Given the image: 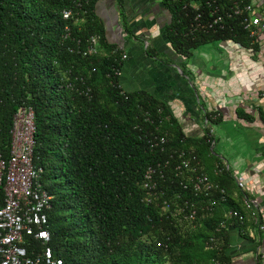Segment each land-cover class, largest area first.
Returning <instances> with one entry per match:
<instances>
[{
    "label": "trees",
    "instance_id": "16d2710c",
    "mask_svg": "<svg viewBox=\"0 0 264 264\" xmlns=\"http://www.w3.org/2000/svg\"><path fill=\"white\" fill-rule=\"evenodd\" d=\"M95 1L0 0V159L9 154L16 109L31 108L33 164L42 169L39 183L51 196L48 246L62 264H234L233 231L239 234L245 226L225 217L229 210H241L235 184L229 174L214 176L212 167L203 164L212 158L205 135L182 141L162 102L123 88L120 74L126 58L121 59L122 49L104 41L93 13ZM205 1L226 4L161 1L169 13L162 35L184 74L190 52L203 44L250 42L238 18L225 19L221 30L190 33V20L204 11ZM63 11H70V17L63 19ZM126 24L123 19L126 35L135 37ZM91 36L98 37L97 53L83 56ZM151 51L143 52L148 56ZM235 114L248 118L240 111ZM259 119L264 123L262 112ZM160 137L165 142L153 146ZM180 152L190 153L192 164L197 162L225 188V203L208 207L215 194L194 196L188 185L182 188L185 179L172 172ZM148 167L155 168L149 197L142 186ZM184 201V213L190 204L195 210L191 222L176 214ZM23 246L28 251L39 247L30 237Z\"/></svg>",
    "mask_w": 264,
    "mask_h": 264
},
{
    "label": "crops",
    "instance_id": "0c3cea01",
    "mask_svg": "<svg viewBox=\"0 0 264 264\" xmlns=\"http://www.w3.org/2000/svg\"><path fill=\"white\" fill-rule=\"evenodd\" d=\"M161 1L96 0L93 5L104 41L126 55L120 74L123 88L144 91L162 102L178 126L182 141L201 139L205 119L214 113L220 117L215 124L216 136L229 138V129L235 125L246 152L256 151L260 143L264 147V123L259 119V112L264 114V37L239 47L234 42L203 44L190 52L184 74L181 60L169 50L162 35L169 13ZM251 3L264 9V0ZM123 19L126 25L130 23L128 27L135 37L126 35ZM145 48L152 50L148 56L143 52ZM236 111L248 118H237ZM252 153L245 163L261 159L262 153ZM212 158L203 161L207 169L214 163ZM261 251L263 257L255 262L249 249H240L232 253L233 263L264 264V247Z\"/></svg>",
    "mask_w": 264,
    "mask_h": 264
},
{
    "label": "built area",
    "instance_id": "2783aa9c",
    "mask_svg": "<svg viewBox=\"0 0 264 264\" xmlns=\"http://www.w3.org/2000/svg\"><path fill=\"white\" fill-rule=\"evenodd\" d=\"M80 2L81 0H73ZM192 9H197L195 3H189ZM204 11H197L189 23V32H207L223 29L222 23L225 19L238 18L241 29L246 33L250 42L258 36L264 37V9L255 8L254 3H245L243 0H226V4L209 5L204 2ZM183 4L182 9H185ZM70 11H63L62 18L70 17ZM238 47L240 44L235 43ZM98 50V37L91 36L87 46L81 54L94 55ZM125 54L121 59H125ZM120 72H114L119 75ZM217 115L207 116L204 124V135L209 144L212 157L215 158L211 168L214 176L229 174L235 184L238 194V202L241 210H229L225 213L228 219L236 220L239 225L245 224L243 230L235 234L234 239L238 243L231 249L232 253H239L240 249H249L252 259L258 261L263 257L264 247V151L261 159L255 163H246V173L251 175L256 171L254 178L244 180L240 175H233L229 165L222 158L213 154L216 135L213 128L215 124L211 120ZM153 146L162 145L165 139L160 137ZM34 125L33 114L29 107H18L12 116L10 129V147L6 159H0V264H62L60 258L54 257L48 246L49 234L46 230V211L50 207L51 196L41 187L39 183L42 169L33 164ZM190 153L177 154L178 164L173 166L174 176H182L186 184L180 183L183 189H190L194 196L216 195L208 207L215 202L225 203L227 194L224 187L213 182L202 171V166L197 162L192 164L193 157ZM191 158V159H190ZM192 164V165H191ZM259 164L260 168H256ZM166 163H164V166ZM159 167V165H156ZM245 173V172H244ZM155 168L148 167L143 175L142 186L147 191V196L155 187L152 175ZM159 179H163L160 170L157 171ZM188 185V186H187ZM145 197L148 203L149 198ZM188 206L186 201L183 206L177 207L176 214L185 221L191 222L195 215L193 205L190 204L188 213H184ZM208 207L206 209H208ZM219 227H224L220 223ZM30 237L38 242L39 247L29 249L23 246L24 238ZM241 244V246H240Z\"/></svg>",
    "mask_w": 264,
    "mask_h": 264
},
{
    "label": "rangeland",
    "instance_id": "374dc122",
    "mask_svg": "<svg viewBox=\"0 0 264 264\" xmlns=\"http://www.w3.org/2000/svg\"><path fill=\"white\" fill-rule=\"evenodd\" d=\"M220 42L227 44L232 41L220 40ZM213 130L216 135L217 130H218L217 126L214 127ZM229 135H230L229 138H221L220 135H218L219 136L218 138V136H216V139H218V141L217 140L215 141V144L213 147V154L222 158L224 161H226L233 175L237 176L238 174L244 180L254 178L255 175L257 174L256 171H254V173H252L251 175H249V173H246L247 167L245 165L246 164L245 161L250 159V156L253 154L252 152H254L255 154L262 153L264 151V147L260 143L256 151L246 152V149L244 148L246 146L243 143L244 141L241 136L240 130L235 125L230 127ZM214 159L215 158H212V160ZM256 168H260L259 164H256ZM233 242H235V239Z\"/></svg>",
    "mask_w": 264,
    "mask_h": 264
}]
</instances>
